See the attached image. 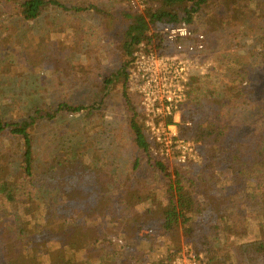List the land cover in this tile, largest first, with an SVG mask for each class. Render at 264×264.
Returning <instances> with one entry per match:
<instances>
[{
    "label": "trees",
    "instance_id": "16d2710c",
    "mask_svg": "<svg viewBox=\"0 0 264 264\" xmlns=\"http://www.w3.org/2000/svg\"><path fill=\"white\" fill-rule=\"evenodd\" d=\"M145 2L120 7L126 59L119 82L104 80L108 91L119 86L127 112L125 177L86 156L94 139L40 148L51 142L40 139L42 124L64 113L92 118L102 102L0 108V264H173L185 247L202 264H264V0ZM51 7L115 16L95 0H0V27L9 14L33 21ZM204 10L209 29L239 34L237 45L261 35L250 50L224 52L221 77L188 82L176 139L200 145L204 157L179 162L181 150L173 160L144 123L129 77L142 44L159 48L163 26L195 25Z\"/></svg>",
    "mask_w": 264,
    "mask_h": 264
},
{
    "label": "rangeland",
    "instance_id": "374dc122",
    "mask_svg": "<svg viewBox=\"0 0 264 264\" xmlns=\"http://www.w3.org/2000/svg\"><path fill=\"white\" fill-rule=\"evenodd\" d=\"M129 2L139 8L131 0H95L97 5L115 15L114 18L94 9L75 13L51 7L33 21H16V16L9 14L4 17V25L0 27V108L8 110L11 104L13 110L45 102L67 101L86 105L102 102L92 118L86 112L64 113L54 121L42 124L38 135L41 140L51 142L41 143L40 148L62 146L65 140L67 146L77 147L80 140L94 139L95 145L91 148L88 141L85 143V148L90 149L86 156L100 163H110L112 170L122 177L128 172L132 159V151L130 153L127 144V112L119 86L108 91L104 88V80L112 75L116 82L120 81L118 74L126 57L120 43V24L123 20L116 18V15L120 13V7L126 8ZM209 10L215 11L213 6ZM191 26L207 35L208 47L197 54V67L192 68L188 82L195 76L221 77L226 70L223 65L224 52L250 50L261 35L260 31L255 30V34L245 37L237 45L235 37H239V34L209 29L207 10L198 14L195 25ZM26 46L33 60L28 57ZM172 54L174 49L170 50L169 55ZM47 55L51 57L50 61L42 59ZM132 78L130 75L131 89L141 95L136 89L137 80ZM188 82L181 113L189 106ZM260 96L264 99L263 91ZM256 109L258 107L245 112L246 116L253 118ZM139 110L143 114L141 104ZM168 144L175 150L183 143L171 140ZM181 147L187 150V160L194 159V156L197 158V155L198 159L204 157L201 146L196 143ZM171 158L175 160L173 155Z\"/></svg>",
    "mask_w": 264,
    "mask_h": 264
},
{
    "label": "built area",
    "instance_id": "2783aa9c",
    "mask_svg": "<svg viewBox=\"0 0 264 264\" xmlns=\"http://www.w3.org/2000/svg\"><path fill=\"white\" fill-rule=\"evenodd\" d=\"M131 1L139 9L146 7V0ZM162 34L166 38L162 49L148 48L146 44H142L135 53L131 78L137 80L136 89L143 98L141 107L145 124L152 135L163 145L162 149L168 155L181 150L178 161L185 162L187 150L181 146L193 142L176 139L179 136L178 123L182 116L181 104L186 94L185 85L193 73L192 68L197 67V54L207 49L208 37L187 23L163 26ZM172 49L174 54L169 55ZM171 140L183 144L174 150L168 144ZM193 158L199 160L198 155ZM181 187L186 188L184 184ZM175 258L173 264H202L193 250H188L187 247Z\"/></svg>",
    "mask_w": 264,
    "mask_h": 264
}]
</instances>
